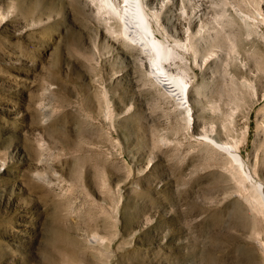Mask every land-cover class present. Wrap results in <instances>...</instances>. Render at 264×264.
<instances>
[{
  "label": "rangeland",
  "instance_id": "rangeland-1",
  "mask_svg": "<svg viewBox=\"0 0 264 264\" xmlns=\"http://www.w3.org/2000/svg\"><path fill=\"white\" fill-rule=\"evenodd\" d=\"M146 1L160 38L190 22L192 121L97 0H0V264H264L202 141L241 139L264 183V0Z\"/></svg>",
  "mask_w": 264,
  "mask_h": 264
},
{
  "label": "bare ground",
  "instance_id": "bare-ground-1",
  "mask_svg": "<svg viewBox=\"0 0 264 264\" xmlns=\"http://www.w3.org/2000/svg\"><path fill=\"white\" fill-rule=\"evenodd\" d=\"M97 1L98 7L101 8L104 13H108L109 18L116 19L119 26L118 32H121V34L128 41V44L133 48L140 49L146 54V57L148 58L147 60H149L148 64L150 71L156 76L157 80L170 94V96L177 99L179 104H182V108H184L185 111L189 113L188 116L190 117V121H192L193 108L190 103L191 76L187 73V70L184 66V59H186V56L184 53L181 54L180 52V49H183L186 52L187 50L189 51L192 48L195 53L199 50V47H194L193 45L197 44L196 46H198V43H195V40L192 42V36L194 35H192V32H189V30H192L190 29V22H188L189 24L186 29L183 24L179 25V22H175V35H173V37L167 36L166 38L165 36L164 38H160L156 34L153 26V21L159 18V12L157 10H154V13L150 11L152 9V7L149 6L150 2L146 0ZM121 2H124V4H121ZM182 4H184V2ZM231 9H233V6ZM255 10L257 13L253 16H251V14L249 16V13H243L246 15L244 18H242V22L244 21V26L247 31H245V33H247V37H250L253 32L256 33V29H253L254 24L252 23L250 18H257L259 15H262L260 10ZM241 11L243 10L241 9ZM155 17L156 19H154ZM221 20L222 19H220L219 22H221ZM205 25L208 24L206 22L201 24L195 34L202 35V33L206 31V28L204 27ZM201 28H203V31H201ZM186 32L188 35L182 38V36H184ZM233 42V48L238 47L236 41ZM238 49L239 48H237V51ZM194 60H197L196 55H194ZM175 64H179L180 66L177 67L175 66ZM249 81L250 80L246 79V82L248 84H250ZM203 134L206 137V140L202 141L218 149L219 151L222 150L226 154L230 174L232 178L235 179V181L238 183L239 187L243 190V197L251 205L252 209L257 214H260L264 219V183L259 180V178H257V173L256 175L253 173V171L250 169L249 162L244 158L240 145L242 140H222L220 137H217L215 135L210 134V136L207 131L203 132ZM214 139L217 142L214 141ZM262 236H260L259 241L261 243V247H263L264 250V238Z\"/></svg>",
  "mask_w": 264,
  "mask_h": 264
}]
</instances>
